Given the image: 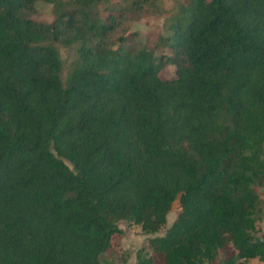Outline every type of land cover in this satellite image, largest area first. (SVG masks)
Masks as SVG:
<instances>
[{"label": "trees", "instance_id": "16d2710c", "mask_svg": "<svg viewBox=\"0 0 264 264\" xmlns=\"http://www.w3.org/2000/svg\"><path fill=\"white\" fill-rule=\"evenodd\" d=\"M37 1L0 0V264H101L122 220L135 264L264 260V0L181 3L159 53L110 0Z\"/></svg>", "mask_w": 264, "mask_h": 264}, {"label": "rangeland", "instance_id": "374dc122", "mask_svg": "<svg viewBox=\"0 0 264 264\" xmlns=\"http://www.w3.org/2000/svg\"><path fill=\"white\" fill-rule=\"evenodd\" d=\"M187 0H110L109 3L101 2L97 5L99 13L105 15L109 9L125 7L127 15L122 19L115 37L132 34L137 44H144L148 47H157L156 52H162L160 36L169 34V23L173 15L179 9L181 3ZM36 12L34 17L39 21L52 22L54 20L53 5L44 1L35 3ZM62 58V80L64 85L71 72L74 62L78 58L79 44L65 45L60 42H54ZM165 52H170L166 50ZM176 75L174 66H166L161 71V77L168 79ZM70 164V163H69ZM70 166H72L70 164ZM261 200L259 211L257 213L256 235L264 237L263 219H264V187L261 189ZM180 211L179 201H175L171 211L167 216V223L157 234H163L171 226L177 214ZM122 232L113 236L114 246L101 257V264H134L136 262V253L139 248L147 246L152 234H146L141 226L129 220H122L119 223Z\"/></svg>", "mask_w": 264, "mask_h": 264}, {"label": "crops", "instance_id": "0c3cea01", "mask_svg": "<svg viewBox=\"0 0 264 264\" xmlns=\"http://www.w3.org/2000/svg\"><path fill=\"white\" fill-rule=\"evenodd\" d=\"M263 230H264V219H263ZM232 252V248L222 249L219 252V256L212 260L211 262L205 264H225L224 259L227 258ZM135 264V263H134ZM246 264H264V260H259V258H252Z\"/></svg>", "mask_w": 264, "mask_h": 264}]
</instances>
